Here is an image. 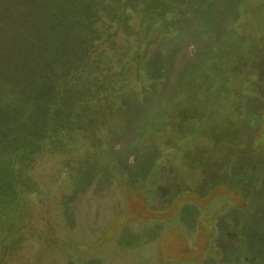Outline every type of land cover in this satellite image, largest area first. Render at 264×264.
Wrapping results in <instances>:
<instances>
[{"label":"rangeland","instance_id":"374dc122","mask_svg":"<svg viewBox=\"0 0 264 264\" xmlns=\"http://www.w3.org/2000/svg\"><path fill=\"white\" fill-rule=\"evenodd\" d=\"M93 1L124 98L0 174V264H264V0Z\"/></svg>","mask_w":264,"mask_h":264},{"label":"trees","instance_id":"16d2710c","mask_svg":"<svg viewBox=\"0 0 264 264\" xmlns=\"http://www.w3.org/2000/svg\"><path fill=\"white\" fill-rule=\"evenodd\" d=\"M93 2L0 0V174L8 176V189L17 188L12 162L24 168L45 152L46 141L63 137L72 116L92 121L124 98L115 85L98 81L112 59L90 55L89 44L106 32L94 27L101 9ZM253 97L264 98V90Z\"/></svg>","mask_w":264,"mask_h":264}]
</instances>
